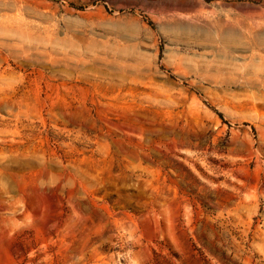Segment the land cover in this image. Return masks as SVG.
<instances>
[{
	"label": "rangeland",
	"instance_id": "1",
	"mask_svg": "<svg viewBox=\"0 0 264 264\" xmlns=\"http://www.w3.org/2000/svg\"><path fill=\"white\" fill-rule=\"evenodd\" d=\"M0 264H264V0H0Z\"/></svg>",
	"mask_w": 264,
	"mask_h": 264
}]
</instances>
